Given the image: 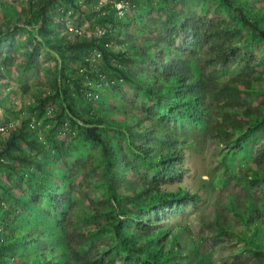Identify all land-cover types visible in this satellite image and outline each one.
<instances>
[{
    "label": "rangeland",
    "instance_id": "374dc122",
    "mask_svg": "<svg viewBox=\"0 0 264 264\" xmlns=\"http://www.w3.org/2000/svg\"><path fill=\"white\" fill-rule=\"evenodd\" d=\"M40 1L0 0V264H154L130 243L264 264V39L239 15L264 29V0H55L44 21ZM99 35L137 83L68 44ZM172 74L203 106H171ZM68 104L101 117L105 154ZM18 130L30 163L2 151Z\"/></svg>",
    "mask_w": 264,
    "mask_h": 264
},
{
    "label": "trees",
    "instance_id": "16d2710c",
    "mask_svg": "<svg viewBox=\"0 0 264 264\" xmlns=\"http://www.w3.org/2000/svg\"><path fill=\"white\" fill-rule=\"evenodd\" d=\"M55 0H41L39 4V10L37 14H35V18L42 19L43 21L46 19L44 16L45 9L51 5ZM224 3L230 5L231 2L229 0H221ZM239 15L241 19L244 21L245 24H247L250 27H253L254 30L257 32L259 37L264 39V29L258 28L255 26L252 22H250L248 19L245 18V15L242 12H239ZM103 34V33H102ZM71 47L79 48L82 46H93L96 47L98 50L102 60L109 64L112 68L116 69L119 72V75L121 78L129 80L131 82L137 83V78L134 75H131L128 70L126 69H121L117 67L112 61H118L122 62L124 64L130 62L131 58L127 56V53L122 52V51H115L108 45L104 39H102V36H97V37H91V38H86V37H80L79 39L74 38L71 42L68 43ZM72 57H76L73 55ZM69 73V72H68ZM60 74L65 76L66 72H64V69L60 71ZM160 79L163 80V83L166 85H174L177 86L176 90L178 91L176 96L173 97H166V99L172 104V107H178V110L181 111L182 109H186L190 112L194 110V108L198 106H203L202 100H201V95L196 91L195 88L192 87L191 89L189 88L188 85L185 84L184 78L178 77L176 74H172L171 76H160ZM178 78V79H177ZM72 84L74 87L79 91V83H77V80L74 78H70ZM158 79V77L151 76L149 78V81L156 83L155 81ZM185 92H182V94H179V90H182ZM183 96V97H180ZM66 112L70 118V122H75L73 119L79 120L82 125L85 126L84 128V137L91 143L98 144L104 154L106 153L108 149V144L106 138L101 134L100 131H98V126H100L103 121L101 117L94 115V114H89L86 113L85 115H80L74 111L72 106L69 104L65 106ZM24 142L25 144H28L30 146L33 145L32 139H28L25 136V132L22 130L18 131H13L12 134L7 138V147L11 148V151L13 153H10L7 150H2L5 151L6 156L11 157L12 159L16 160H24L28 163L32 161L31 157L27 154L24 153L20 150V143ZM7 149V148H4ZM146 150V149H145ZM0 159H1V144H0ZM163 166L166 167V164H163ZM179 194H181L180 201H183L187 198V195L185 192H182L181 190H177ZM152 197L156 199L164 198V195L169 196V193H160L157 190H152L151 191ZM166 197V196H165ZM178 202V201H177ZM219 227L224 228V223L223 221H218ZM115 234L117 235L118 232L115 231ZM143 237L146 239V235L143 234ZM171 250L173 253H176L180 250L181 244L177 242L176 240H173L171 242L170 246ZM128 250L131 253L137 254L138 256H143L146 260L152 261L154 264H171L170 260H168V256L171 255V252H164V247L162 245H158L152 250L147 249V250H141L138 246L133 245L130 243L128 245ZM199 261L197 259H193L190 264H198Z\"/></svg>",
    "mask_w": 264,
    "mask_h": 264
},
{
    "label": "built area",
    "instance_id": "2783aa9c",
    "mask_svg": "<svg viewBox=\"0 0 264 264\" xmlns=\"http://www.w3.org/2000/svg\"><path fill=\"white\" fill-rule=\"evenodd\" d=\"M0 131H1V126H0Z\"/></svg>",
    "mask_w": 264,
    "mask_h": 264
}]
</instances>
